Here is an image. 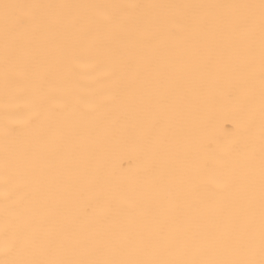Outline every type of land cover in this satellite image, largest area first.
<instances>
[{"label":"snow or ice","instance_id":"1","mask_svg":"<svg viewBox=\"0 0 264 264\" xmlns=\"http://www.w3.org/2000/svg\"><path fill=\"white\" fill-rule=\"evenodd\" d=\"M179 12V49L158 39L165 15ZM106 35L126 74L127 107L101 133L45 154L49 135L37 124L32 142L11 143L5 115L4 201L0 264H264V0L249 3L112 4L0 0V63L5 92L32 81L41 59L75 57L74 45ZM171 38H175L172 36ZM213 92L237 110L234 137L221 145L198 124ZM29 112L27 123L38 119ZM114 140L130 142L146 166L127 182L103 169ZM191 141L190 149L186 147ZM201 150L227 156L222 192L189 199L187 162ZM23 171L35 185L30 206L12 198ZM93 193L89 213L78 206Z\"/></svg>","mask_w":264,"mask_h":264},{"label":"bare ground","instance_id":"2","mask_svg":"<svg viewBox=\"0 0 264 264\" xmlns=\"http://www.w3.org/2000/svg\"><path fill=\"white\" fill-rule=\"evenodd\" d=\"M22 2L41 3H112V4H183V3H249L258 0H22ZM171 20L162 19L158 24V39L166 49H179L185 35V21L179 12H170ZM174 36L175 38H171ZM112 41L104 34L90 45L87 38L74 45L75 57L67 59L59 53L45 55L40 63L43 89L37 91L33 82L12 87L5 92L3 65L0 63V233L3 226L4 172H3V134L6 113L19 117L10 121L15 129L11 143L25 146L32 142L34 129L39 124L49 135L46 144L33 145L47 154L54 149L70 151L72 145L103 132L112 117L124 111L127 99L124 89L126 74L117 66L115 60L106 54V47ZM213 101L205 106L198 124L197 139L201 144L207 142L211 133L221 145L235 139L234 119L237 117L235 105L220 93L213 92ZM38 113V119L30 124L25 117L29 112ZM190 149L191 141L186 145ZM104 171L114 180L127 182L145 166V159L138 154L134 144L114 140L102 153ZM189 169L184 178V187L189 199L210 201L222 192L224 173L231 167L227 156L201 150L195 158L187 162ZM10 186L15 187L12 198L30 206L35 191L33 181L23 171L11 178ZM94 194L85 193L79 201L81 209L89 213L101 209L93 207ZM3 244L0 235V246Z\"/></svg>","mask_w":264,"mask_h":264}]
</instances>
